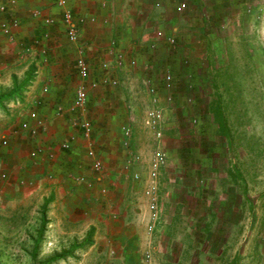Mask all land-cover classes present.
Here are the masks:
<instances>
[{
	"label": "rangeland",
	"instance_id": "374dc122",
	"mask_svg": "<svg viewBox=\"0 0 264 264\" xmlns=\"http://www.w3.org/2000/svg\"><path fill=\"white\" fill-rule=\"evenodd\" d=\"M183 2L178 11L189 42L172 36L171 89L165 93L162 83L153 85V92L148 89L172 97V103L160 100L166 102L162 138L156 141L146 122L149 102L131 116L130 126L133 148L141 155L135 170L142 176L156 148L166 153L159 176L161 214L171 215L177 205L186 214L179 229L171 228L174 239H155L150 260L141 250L137 264H225L236 254L238 264H264V0ZM178 45L180 56L174 53ZM7 107H0V141L4 135L8 139L7 145L0 143V264H127L117 239L103 235L104 222L114 223L109 212L97 210H104L108 197L97 194L98 206L92 201L83 206L79 197L64 196L62 190V197L52 194L49 223L32 256L41 205L51 195L48 176L54 172L48 164L39 185L31 179L34 186L20 177L18 162L10 159L20 141L11 138L21 134L7 135L16 124ZM212 113L223 118L220 128ZM57 221L63 224L56 226ZM91 228V243L84 244ZM56 255L60 258L47 262Z\"/></svg>",
	"mask_w": 264,
	"mask_h": 264
},
{
	"label": "crops",
	"instance_id": "0c3cea01",
	"mask_svg": "<svg viewBox=\"0 0 264 264\" xmlns=\"http://www.w3.org/2000/svg\"><path fill=\"white\" fill-rule=\"evenodd\" d=\"M181 2L183 0H68L74 16L84 18L76 43L67 41L61 11L53 0H16L9 13L0 16V20L16 17L19 21L11 36L0 31V90L12 87L14 77L20 83L26 73L33 70L32 79L20 97L5 105L12 108L8 110L16 115V124L31 110L45 122L36 137L24 132L11 138V141H20L13 144L15 153L10 160L18 162L22 179H34L38 185L41 175L48 170L46 166L52 165L54 175L48 176L52 182H48L50 194L59 196L62 190L64 196L79 197L82 205L92 201L97 206V194L102 196V200L108 197L106 202H102L104 210L97 209L102 214L109 212L114 221L109 225L104 222L103 235L105 239L107 236L117 239L124 255L123 262L127 264H137L136 255L141 250L148 256L145 261H149V250L154 252L157 249L154 240L174 239L171 228L179 229L186 214L183 208L178 209V205L169 212L171 215L161 214L163 195L160 183V218L154 229L148 231L149 212L143 193L147 171L144 176L140 174L141 180L135 181L132 172L136 171L141 160L125 169L129 152L137 153L133 148L131 116L139 115L145 102H149L150 108H163L162 127L166 126V102L160 101L165 96L149 93L148 89L162 83L166 93L165 73H171L172 80L175 77L176 70L170 62L173 53L169 48L172 45L167 37L173 36L180 43L189 42L186 39L189 34L184 31L186 24H183L181 11H178L181 10ZM37 9L40 15L33 16L32 11ZM46 15L54 18L52 25L43 23L42 18ZM177 47L174 53L180 56V45ZM78 54L89 65L86 79L88 103L81 115L92 123L89 138L71 124L75 116H71L73 113L68 110L78 82L75 71ZM92 82L96 84L92 86ZM57 107L63 108L61 115L56 114ZM123 126L130 128L128 148L121 143ZM151 133L153 135V131ZM70 136H73L70 148L61 149L60 143ZM89 146L94 148L107 170L91 189L74 181L78 176L96 180L91 174V158L86 156ZM37 147H41L42 152L34 159L30 158L29 151ZM49 153L53 156L50 157ZM100 186L107 187L106 194H100ZM63 200L61 206L64 205ZM56 224L63 223L57 221Z\"/></svg>",
	"mask_w": 264,
	"mask_h": 264
},
{
	"label": "built area",
	"instance_id": "2783aa9c",
	"mask_svg": "<svg viewBox=\"0 0 264 264\" xmlns=\"http://www.w3.org/2000/svg\"><path fill=\"white\" fill-rule=\"evenodd\" d=\"M54 4L60 9L61 21L65 27L66 39L69 43H76L79 38L80 24L84 22V18H76L71 7L68 4V0H53ZM16 0H7L0 1V16H4L9 13L10 7L14 6ZM186 6L185 2H181L179 8L183 9ZM33 16L40 15V10L32 11ZM93 20V18H91ZM43 23L45 25H52L54 22V18L50 15H46L42 18ZM19 21L16 17L2 18L0 20V31L2 34L6 36H11L13 30L18 26ZM167 41L170 44H174V39L172 37H167ZM135 63L134 61L132 62ZM75 71L78 78L77 86L74 92V96L72 98L71 104L68 107L70 113H77L75 117L71 120V124L78 128L82 135L86 138H89L92 133V123L88 118L81 117L82 113L85 111L88 103V94H87V85L86 79L89 75V65L86 62L85 58L78 54L75 58ZM96 83L92 82L91 85L94 86ZM172 85V75L169 72L165 73L164 76V86L166 89H171ZM149 91L153 92L154 88L150 87ZM167 101H172V97L169 94L167 96ZM62 107H57L56 114L61 115L63 113ZM145 119L148 126L152 129L154 139L156 141H160L162 138V125L164 121V111L161 106H156L153 108H149L145 113ZM45 126V122L43 119L39 118L37 113L31 110L26 118H23L19 121L18 124L10 126L8 129L9 134H21L26 132V134L30 137H36L40 131ZM123 138L121 139V143L123 147L128 148L129 146V137H130V128L128 126L122 127ZM73 136L68 137L64 141L60 143V148L64 150H68L71 146V141ZM1 146H5L8 143L7 136L4 135L1 138ZM41 147H37L29 151V157L35 158L42 152ZM49 156L52 157L53 154L49 153ZM86 156L91 158V174L96 180L93 178L88 179L83 176H78L74 179L76 183H82L86 185L87 188L91 189L94 186L95 181L100 180L102 178V170L104 169V165L102 160L96 156L94 148L89 146L86 150ZM141 160V155L138 153L129 152L127 163L125 164V169L128 170L132 163H137ZM167 162V156L164 150L159 147L156 148L148 162L147 167V176L144 182L143 193L147 199V208L149 212V224L148 231H152L154 229L155 223L160 218V205H159V176L163 167H165ZM4 178L7 177L5 174ZM132 179L135 181L141 180L140 173L138 171L132 172ZM32 181H27V184L31 185ZM108 191L106 186H100L99 192L101 194H106Z\"/></svg>",
	"mask_w": 264,
	"mask_h": 264
},
{
	"label": "trees",
	"instance_id": "16d2710c",
	"mask_svg": "<svg viewBox=\"0 0 264 264\" xmlns=\"http://www.w3.org/2000/svg\"><path fill=\"white\" fill-rule=\"evenodd\" d=\"M32 74H33V70L31 69L26 73L25 78L20 83H18L16 80V77H14L13 86L7 92L0 93V107L1 108H3L6 103L14 102L20 97L22 90L28 84V82L32 79ZM220 97H221L220 95L218 98L216 96L214 101L219 100ZM217 106H218V104H217ZM210 110H211V108H210ZM211 112H212V110H211ZM220 115H222V112H220ZM212 116H213V119L216 121L218 128H220L221 125L223 124V120H222L223 118H221V116H218V120H219L218 121L216 119V116L214 113H212ZM52 200H53V195L51 194L43 201V203L41 205L40 226L36 231L37 237L33 240V250H32V256L33 257H35L37 255L39 246H40L41 242L43 241L44 232H45V229L49 223L48 219L46 217V211H47L48 205L50 204V202H52ZM93 231H94V228H91L89 230V232L87 234V239H85L84 244L85 243H87V244L91 243L90 237L92 236ZM61 256L63 257L64 254H62ZM58 258H60V257L57 255L53 256L52 258H49L47 260V262H52L53 260H56ZM238 259H239L238 254H236L231 260L225 261V264H238Z\"/></svg>",
	"mask_w": 264,
	"mask_h": 264
}]
</instances>
